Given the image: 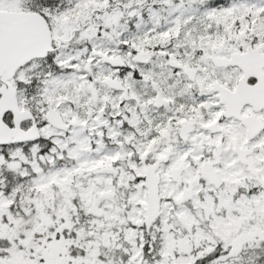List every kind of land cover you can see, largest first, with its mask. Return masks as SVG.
<instances>
[{
    "label": "snow or ice",
    "instance_id": "snow-or-ice-1",
    "mask_svg": "<svg viewBox=\"0 0 264 264\" xmlns=\"http://www.w3.org/2000/svg\"><path fill=\"white\" fill-rule=\"evenodd\" d=\"M0 264H264V0H0Z\"/></svg>",
    "mask_w": 264,
    "mask_h": 264
}]
</instances>
